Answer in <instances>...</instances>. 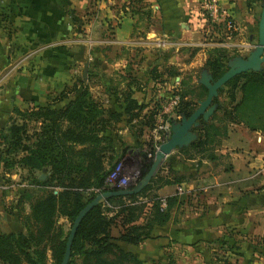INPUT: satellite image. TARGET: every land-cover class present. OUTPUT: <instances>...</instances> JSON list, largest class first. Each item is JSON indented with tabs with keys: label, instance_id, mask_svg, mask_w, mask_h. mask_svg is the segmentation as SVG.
<instances>
[{
	"label": "crops",
	"instance_id": "obj_1",
	"mask_svg": "<svg viewBox=\"0 0 264 264\" xmlns=\"http://www.w3.org/2000/svg\"><path fill=\"white\" fill-rule=\"evenodd\" d=\"M133 1L99 2L100 16L90 17L85 26L89 33L94 29L100 35L90 33L93 40L87 41L77 22L85 20L90 0H0V128L17 116L16 109L53 101L62 90L73 86L79 69L85 82L95 79L88 80L87 76L94 72L96 62L98 70H107L112 61L102 47H113L114 63L121 66L127 61L128 50L136 60L139 58L136 48H143L137 61L148 71L154 65L163 71L174 65L180 73L187 66H198L195 78L186 71L182 76L190 74L199 83L200 70L212 51L244 54L257 39L261 0H217L237 23L230 36L222 27L210 29L200 12L201 0ZM109 18L115 19L113 30L106 26ZM179 47L190 49L191 55L178 60L173 50ZM148 74L142 75L145 101L151 96ZM177 75L179 72L171 78L178 79ZM130 142L139 144L135 137ZM214 151V159L198 156L182 159L180 164V170L196 172L194 178L185 180L189 182L184 184L183 193H197L194 208L187 207L186 201L184 211L180 209L174 234L183 245L180 252L196 258V264H210L208 256L213 248L208 249L209 241L226 235L230 243L236 241L234 252L226 254L237 264H264V129L230 122ZM177 152L168 157L178 158Z\"/></svg>",
	"mask_w": 264,
	"mask_h": 264
},
{
	"label": "trees",
	"instance_id": "obj_2",
	"mask_svg": "<svg viewBox=\"0 0 264 264\" xmlns=\"http://www.w3.org/2000/svg\"><path fill=\"white\" fill-rule=\"evenodd\" d=\"M133 6L135 12L136 7ZM83 22L81 18L77 22L80 31L82 30L80 24H84ZM218 25L213 23L214 27ZM106 26L108 29L113 28L108 24ZM230 56L233 55H229L224 49H215L209 54L205 64L214 78L219 77L227 68L225 59ZM93 70V73L88 74V80L103 76V73L96 68ZM131 70L128 67L123 74L127 80L124 88L115 89L110 86L107 90L115 100L119 98L124 100L123 110L129 118L136 116L146 105L145 102L138 103L131 96L133 91L131 86L138 81L140 87L143 84L139 77L131 73ZM178 72L174 65L166 66L164 71L154 65L149 69L148 75L152 80H158L160 77L163 80V76H173ZM80 82L83 83L81 88H77L76 84L66 87L53 99V102L39 105L35 109H16L17 116L6 122L5 127L0 128V167L3 170L7 171L15 165H22L29 172L35 167H46L49 178L58 179L57 183L63 187V190L56 195L52 192L46 195H33L30 211L21 218L20 225L0 227V264H59L64 253L66 235L61 228L54 226L55 203L59 197H62L60 201L67 206V209L62 208L65 210L63 213L71 220L84 205L80 194L64 188L63 182L66 180L68 185L79 186H85L81 183L96 182L99 187H104L107 172L121 158L123 150L120 149L118 152V139L115 140L114 133L108 134V131L116 126L114 121L119 113L106 109L102 101L92 94L89 90L91 81L85 82L82 78ZM74 91L76 93L68 98ZM172 93H177L179 96L178 104L173 111L176 114H188L196 101L204 97L206 89L202 84L194 82L191 75L187 74L181 78L180 85ZM219 96L221 97L217 99L218 109L213 117L203 123L199 137L192 144L180 149L181 155L187 158L198 156L216 158L214 147L226 135L230 122L243 123L251 129H264V65L260 70L248 69L228 79L219 90ZM63 98L68 99L57 106L55 103ZM156 111L153 109L148 116L146 115L147 118L142 125L132 129L136 138L155 126ZM167 117L170 121L173 115ZM30 121L38 122L39 126L29 133ZM104 130L106 134H102ZM146 141L149 146L148 151L152 153L156 142L152 135H149ZM138 142L142 145L145 141L143 139ZM173 157L172 155L171 158ZM195 174L196 172H188L177 175L175 184L194 178ZM3 179L4 176L0 173V184H4ZM166 183L173 182L162 180L159 187ZM150 188L152 187L148 184L142 190L149 191ZM5 190L0 186V198ZM196 195L193 190L187 195L183 192L173 193L164 196L163 203L161 195L154 188L145 200L138 195L123 201L121 195H115V199H118L115 201V207L110 208L100 203L87 210L82 216L75 230L71 254H79L77 257L83 256L87 264H155L154 258L151 257L145 262L144 258L131 249H124L113 241L109 234L110 225L119 219L131 223L142 213L143 224H130L114 239L134 245L146 239L157 238L158 235L150 237L155 227L166 225L172 209L177 213L180 209L184 211L182 207L186 201L187 207L194 208L193 199ZM111 198L113 197L109 199ZM141 209L144 211L140 213ZM106 210L115 213L106 214L107 212H104ZM4 214L6 215L7 211ZM176 219L178 220L177 216ZM141 228L145 230H138ZM209 242L208 249L211 251L210 248H213L208 256L210 264H237L236 260H232L231 256L226 254L229 250L234 252L236 241L230 243L226 235H223ZM48 247L49 261L45 252ZM108 254L110 256H107Z\"/></svg>",
	"mask_w": 264,
	"mask_h": 264
},
{
	"label": "rangeland",
	"instance_id": "obj_3",
	"mask_svg": "<svg viewBox=\"0 0 264 264\" xmlns=\"http://www.w3.org/2000/svg\"><path fill=\"white\" fill-rule=\"evenodd\" d=\"M92 0H90L91 2ZM95 4L89 3L88 8L89 10L85 12L84 17V24H80L82 26L81 30V35L83 37H86V33L88 35H93V36H99L100 33L95 31L94 29H91L90 33L85 31V22H90V19L93 18L95 15L92 14V9L96 10V6H93ZM100 10L97 7V15L100 14ZM200 12H203L202 8H200ZM100 16V15H99ZM91 17V18H90ZM107 20V24L110 26H114L115 19ZM87 20V21H86ZM100 23L104 24V20L102 18H99ZM94 21V19H92ZM114 23V24H112ZM94 24V23H93ZM95 28V27H94ZM101 46V45H100ZM104 49V53H107V59L109 61H112L110 64V67L106 70L105 68H101L98 70V65L99 63H95V68L97 71L103 73V76L101 78L94 77V80H91L89 90L92 92V94L99 98L104 107L106 109H109L110 111L118 112L119 115L117 116V119L114 121V125H116L114 128L110 129L108 131V134L115 136V140H117L118 143V152L123 150L121 158L119 161L115 163L114 166L110 167L109 171L107 172L106 178H105V186L99 187V185L95 184L96 182L91 183H81L84 184L85 186L81 185H68V182L65 180L64 183V188H69L75 192H78L80 194L82 201L84 202V205L81 207V209L78 211V213L82 210V208L87 205L89 202L94 199V197L98 196L101 193L112 191V190H120V189H126V188H131L134 185L138 184L143 176L146 174L148 168L147 165H143V160L146 159V157H142L140 151H144L145 154L149 155L150 151L149 146L147 143V139L149 135H152L153 137H159L160 135V130H165L164 127L170 124L168 120V115H177L173 109L175 106L178 104L179 96L177 93H172L175 88L179 86V83L181 82V78L183 77L182 75L186 71V73H192L193 77L195 78L197 76L198 72V66L191 67L187 66V68H183L182 73L179 71L178 79L176 78H171L165 77L163 80L162 77H160L158 80H152L151 85L148 87L150 90V98L145 101L144 98V88H146V81L143 80V76L145 72H148L146 70L145 64L141 63L140 61H137L138 59L140 60L141 56L140 54L143 53V48L142 49H137V55L136 57H139L137 60L135 57L131 56V52L128 50L126 53V62L123 66L119 64L114 63V56H115V49L109 48V47H102ZM123 52V51H122ZM190 49H185V48H178L177 50H173V54L178 58V60H185L190 53ZM136 62V63H135ZM140 62V63H137ZM180 62V61H179ZM264 65V62L262 63V67ZM177 67L180 65H176ZM130 67L133 70H131V73L136 76L141 78L140 80L143 82L140 87L139 81L135 84H133L131 87H133V91L131 96L134 97L138 103H143L145 102V106L139 110V113L136 116H133L131 118L127 117V113L123 110V104L124 100L119 98L115 100L113 96H110L108 91L110 86L115 87V89L125 87L127 80H125V76L123 74L126 72L127 68ZM180 70V69H178ZM85 72L87 71L84 70ZM164 77V76H163ZM181 77V78H180ZM84 78L83 75H81V71H79L76 74V78L74 81V84L77 85V88H81L83 83L80 82V80ZM113 78V79H112ZM180 79V80H179ZM197 79V78H196ZM76 91L70 93L74 95ZM191 98V97H189ZM53 102V101H52ZM61 101L55 103L56 105H59ZM65 102V101H64ZM50 103V102H48ZM47 104V103H46ZM52 104V103H51ZM168 104L170 106L168 108H165ZM54 105V104H53ZM31 109V108H30ZM33 109V108H32ZM35 109V108H34ZM153 109H156L157 111L154 112L155 118H156V124L154 127H152L148 132L142 134L141 136H138V138L135 137L133 130L137 126L142 125L145 120H146V115L148 116L150 112L153 111ZM167 115V116H166ZM39 123L38 122H29V133L32 132L35 127H38ZM102 134H106V130L102 132ZM1 135V134H0ZM127 135H130V137H135L138 140H143L145 142L142 143V145L139 147L140 151L137 150L136 152L132 153L134 149H136L134 144L130 142L131 138H128ZM1 139V137H0ZM157 147V145L155 146ZM133 154V155H132ZM127 155H130L132 158L137 160L136 165H132L129 162H125V157ZM152 155V154H151ZM124 158V159H123ZM169 157L166 158L165 160L169 161ZM176 159V158H175ZM165 160L160 164L161 166L157 170L156 174L154 173L153 175L150 176L148 181L144 184L141 189H139L137 192L133 193H126V194H108L107 196L103 197L101 200L98 202L94 203L90 208L94 207L95 205H100L102 203L105 206H108L110 208L115 207V201H118V199H115V195H121V199H130L131 196L137 197L138 195L139 198H142L145 200L147 199L148 194L154 189L159 193L161 201L163 203L164 196L166 195H171L173 193H178L180 194L183 192L184 189V184L187 181H183L181 183L175 184L177 180V175H184L187 174V170H180V164L178 165L173 164V163H168L166 165ZM180 163H183L182 159H179ZM143 165V166H141ZM168 167V169H167ZM0 173L4 176V184H0L2 189H6L4 193H2L1 198H0V227L1 228H9L12 227L14 224L20 225L21 218L26 216L29 211H30V203L33 195H46V193H51L52 194H58L59 191L63 190L62 185L58 184V179H54L53 177L48 176V168L46 167H35L29 172L26 167L22 165H15L14 167H11L9 170H3L2 167H0ZM44 173V177L40 178V174ZM39 179V180H38ZM170 180L173 183H166L165 185L163 184L161 187L170 185L169 187H166L165 189H161L159 187V184L162 182V180ZM90 183V184H88ZM151 186L150 190H142L144 189L145 186ZM66 185V186H65ZM69 186V187H68ZM159 187V188H158ZM174 187V188H173ZM161 189V190H160ZM142 191V193H141ZM31 195V198H30ZM110 197H113L109 199ZM62 197H59L58 201L55 203V209L53 210L54 212V226H57L61 228L64 232V235H66V241L67 237L69 236V233L71 231V228L73 226V222L75 220V217L71 220L67 214L63 213L67 209L66 205L63 204L62 201H60ZM114 201V204H113ZM89 208V209H90ZM7 211V214L5 215L4 213ZM144 211V210H143ZM142 209L140 210V213L143 212ZM104 212H107L106 214H114V211L106 210ZM114 212V213H113ZM179 213L174 211L172 209L170 218L168 219V222L166 223L165 226H157L155 229L152 231L151 236H156L158 237L156 239L152 238L149 240H143L137 244L134 245H129L126 242H123L121 240H115L114 237L118 236L120 234V231L124 230L125 227H129L130 224H143L144 223V215L142 213L134 219L130 223L128 222H123L121 219L114 221L110 226L111 230L109 231V234L111 235L113 241H115L119 246H121L124 249H131L134 251L137 255L141 256L142 258L145 259V262H148L149 259L152 257L155 259V264H196L197 260L194 257H190L189 255H184V253L180 252V248L183 247L182 243L179 242L176 239L174 234L177 233L176 230H178L177 225H179ZM176 216L178 217V220L176 219ZM116 220V218H115ZM42 222V221H40ZM43 224V223H42ZM168 224V225H167ZM78 225V224H77ZM142 227V226H141ZM77 228V226H76ZM138 230H145L143 228L138 229ZM75 235V232H74ZM73 235V237H74ZM149 237V238H150ZM73 241V238H72ZM72 241L70 244V251L68 255V259L66 264H87L86 260H84L83 256L77 257L78 255H72L71 251V245ZM65 247H66V242H65ZM46 255L49 259L50 256V250L49 247L46 249ZM64 253H65V248H64ZM63 253V256H64ZM63 256L61 258V261L59 264H61L63 260ZM107 256H110L108 254Z\"/></svg>",
	"mask_w": 264,
	"mask_h": 264
},
{
	"label": "water",
	"instance_id": "obj_4",
	"mask_svg": "<svg viewBox=\"0 0 264 264\" xmlns=\"http://www.w3.org/2000/svg\"><path fill=\"white\" fill-rule=\"evenodd\" d=\"M264 62V0H261V9L258 15V24H257V39L253 46L244 54H236L231 57H228L226 60L227 68L224 72L217 78H213L212 73L208 70L206 66L202 67L200 70V76L198 82L204 85L207 89L206 96L203 99L198 100L197 107L188 115H183L179 120H172L170 125V133L167 137L162 138L151 158L150 167L148 168L146 174L143 176L142 180L134 185L131 188L112 190L104 192L94 197L91 202L85 205L82 210L75 217L73 226L67 237L65 253L61 264H66L70 244L76 230V226L79 223L82 216L87 210L96 202L101 200L103 197L108 194H126L137 192L144 184L148 181L151 175L154 174L156 169L160 164L171 154L175 148H178L182 144H187L192 139L196 137V133L192 130V126L197 125V118L202 115L204 119H207L208 116L216 108L217 104L212 102L214 96L218 93V88L223 86V84L233 77L234 75L248 70H260L262 69V63ZM86 70V68L84 69ZM145 153H142V156ZM131 159L130 155L125 157V162ZM44 173L40 174V178H43Z\"/></svg>",
	"mask_w": 264,
	"mask_h": 264
},
{
	"label": "built area",
	"instance_id": "obj_5",
	"mask_svg": "<svg viewBox=\"0 0 264 264\" xmlns=\"http://www.w3.org/2000/svg\"><path fill=\"white\" fill-rule=\"evenodd\" d=\"M101 1L102 0H92L90 3L95 4L93 6H96V10H97L99 2ZM201 8L203 10V15L206 18L207 24L210 26V29L215 28L213 26V23H218L220 27L223 28V32L225 35L230 36V34H233L235 32L237 28L236 21L233 19V17L229 13H227L223 8L220 7L217 0H201ZM96 10L95 9L91 10V12L95 11V12H92V14L95 15L93 18L96 17V14H97ZM109 30H113V28H110ZM85 31L87 32V27H85ZM85 38H86L85 40L87 41L93 40L91 36L89 35H86ZM169 106L170 104H168L165 108H168ZM167 126L168 125H166L164 128H166ZM127 162H129L132 165L137 164V160L132 157Z\"/></svg>",
	"mask_w": 264,
	"mask_h": 264
},
{
	"label": "flooded vegetation",
	"instance_id": "obj_6",
	"mask_svg": "<svg viewBox=\"0 0 264 264\" xmlns=\"http://www.w3.org/2000/svg\"><path fill=\"white\" fill-rule=\"evenodd\" d=\"M213 76V75H212ZM214 78V77H213ZM228 81V80H227ZM226 81V82H227ZM225 82V83H226ZM224 83V84H225ZM224 84H223V86H224ZM204 86V85H203ZM223 86H221V87H219L218 88V93H217V95L216 96H214L213 97V99H212V102H215L216 104H217V106H216V108L213 110V112L208 116V118L207 119H204L203 118V116L202 115H200L198 118H197V121H198V124L197 125H194V126H192V130L196 133V137L194 138V139H192L190 142H188L187 144H182L181 146H179L178 148H175V150L174 151H178L177 153L181 156H179L181 159H185V158H187V157H185V156H183V155H181V153H180V149L182 148V147H188L190 144H192L193 143V141H195L198 137H199V131H200V127H202V125H203V123L204 122H207V121H209V120H211V118L213 117V114L215 113V111L218 109V102H217V99H218V97H219V90L223 87ZM205 87V86H204ZM205 89H206V87H205ZM206 92H207V89H206ZM206 96V93H205V95H204V97ZM203 97V98H204ZM203 98H200V99H203ZM200 99H198V100H200ZM198 100L196 101V103L194 104V107H193V109L188 113V114H185V113H180V114H177V115H175V116H173L171 119H170V124L168 123V126L166 127V128H164L165 130H160V135H159V137H153V139L155 140V142H156V144H155V146L159 143V141L162 139V138H165V137H167L168 135H169V133H170V125H171V122H172V120H179L183 115H186V116H188L196 107H197V105H198ZM135 146H137V147H135L136 149H134L133 151H132V153H134V152H136L137 150H139L140 151V149H139V147L141 146L140 145V143L139 144H136ZM139 146V147H138ZM154 146V150H153V152L151 153L150 152V154L149 155H147V154H145V155H143L142 156V153H144V151H140V153H141V156L142 157H146V159L145 160H143L144 162H143V165H147V168H149L150 167V163H151V158H152V155H153V153H154V151H155V147ZM189 149V148H188ZM173 151V152H174ZM152 154V155H151ZM133 155V154H132ZM169 156V155H168ZM168 156H167V158H168ZM183 156V157H182ZM172 156H170L169 158V161L167 160H165V163H166V165L168 164V163H173V164H181L180 163V161H179V157L177 158L176 156H174L173 158H171ZM176 158V159H175ZM143 165H141V166H143ZM161 166V165H160ZM159 166V167H160ZM159 167L156 169V171L154 172L155 174H156V172H157V170L159 169Z\"/></svg>",
	"mask_w": 264,
	"mask_h": 264
}]
</instances>
